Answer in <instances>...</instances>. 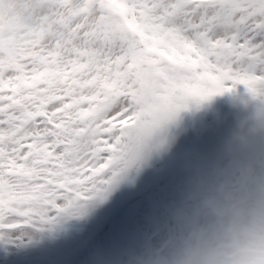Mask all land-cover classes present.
I'll list each match as a JSON object with an SVG mask.
<instances>
[{
    "label": "snow or ice",
    "instance_id": "obj_1",
    "mask_svg": "<svg viewBox=\"0 0 264 264\" xmlns=\"http://www.w3.org/2000/svg\"><path fill=\"white\" fill-rule=\"evenodd\" d=\"M238 85L264 104V0H0V239L103 198Z\"/></svg>",
    "mask_w": 264,
    "mask_h": 264
},
{
    "label": "clouds",
    "instance_id": "obj_2",
    "mask_svg": "<svg viewBox=\"0 0 264 264\" xmlns=\"http://www.w3.org/2000/svg\"><path fill=\"white\" fill-rule=\"evenodd\" d=\"M173 221L151 264H264V115L233 129Z\"/></svg>",
    "mask_w": 264,
    "mask_h": 264
},
{
    "label": "rangeland",
    "instance_id": "obj_3",
    "mask_svg": "<svg viewBox=\"0 0 264 264\" xmlns=\"http://www.w3.org/2000/svg\"><path fill=\"white\" fill-rule=\"evenodd\" d=\"M217 96L220 97L222 102L224 103H220V104L215 103L214 104L215 106L214 105L209 106V109H208L207 104H205V102H202V104H205V105L200 115L196 114L195 116L191 114L190 105L196 104L197 102L190 103L189 107L186 109V114L192 115L193 117L192 122L190 121L184 122V124H186L187 126L189 127L190 125L192 126L191 130L188 131L189 134L187 138L184 141L177 142L176 147L169 148L168 151L166 152L167 156H163V158L152 167V171L148 175L143 177L140 181L135 182V184H132L129 188H127L124 192H122L119 196L115 197L112 200V202L105 208V210L97 217V219L95 220V222L93 223L91 227V230L86 233V236L83 237L84 236L83 235L81 238H78L74 242L72 248H75L77 245H79L83 241L82 239H85L88 235L93 233V231L96 229L98 223L101 220L100 218H102L103 217L102 215L107 210L110 209L109 207H112L115 204V202L119 200L122 201L123 199H126V197H128L129 194L133 192H139L142 189V187H144L147 184V181H149L153 176H155V174H157V172L160 169H163L165 167L164 165L170 162L174 158V156L178 152L181 151V149L185 148L186 145H188L190 141H193V139H195L197 130H202L205 128L204 126L212 125L211 127L210 126L208 127L209 130L207 129L204 134H201L198 141H196L195 148L208 149L211 151H222L223 145L228 139L233 129L241 125H246L258 119L261 115H264V104H261V102L252 104V102H250L248 98L249 94L247 93V90L245 89L243 85H238L233 91L225 92L223 94H218ZM245 100H247L246 105H244ZM240 101H242L241 104H239ZM210 107H214V108H210ZM237 108H241V110H244V112H248L247 117H241V118H238L237 120L235 119L234 122L231 124H225V122H228V121L230 122L232 119H234V114L238 111ZM180 124L181 122H178V119H174L168 124H166L163 128L159 129L155 133V135L159 137L164 136L168 130L177 128V126ZM209 137L220 139L219 144L215 147L210 146V144L208 145L206 140ZM215 157L216 155L205 156L204 161L198 160L197 158L189 159L182 165L181 168H179V171L177 170L176 172L172 173V175L165 177L161 182H159V184L157 183L156 185H152L146 188L139 196L133 198L130 201L128 199L124 200V204L122 205V207L119 208L117 214L115 216L114 215L112 216V219H110L103 226L99 234L94 239H92L93 242L91 243V245L89 247H86L81 252V254L76 257L77 259L76 258L75 259L79 260L80 258L86 256L87 254L93 253L92 249L94 248V245L96 244L95 242L98 238L100 239L101 236L104 234V231L106 230L105 228H107V226L114 220V217H116L120 212H122L123 209L128 208L131 205H134L135 200H138V201L140 200L141 205L148 211L152 210L151 205L154 206V209H157L159 211L160 214H157V217H158L157 219H159L158 226L160 228L158 226H151V228L148 227L147 229H144L143 227H141L142 225L140 224V222H138L135 219H133V221H130L126 225L125 228L129 234L131 231L133 232L135 231L136 235L142 237V239H144L145 241L147 240L149 242L151 247H153L154 251H158L159 248L157 246L160 245L159 241H161V244L164 243V241L167 239L169 231L174 227L173 212H174L175 206L173 204L175 203V201H177V199H179L180 202L182 201L184 194L187 192V190L191 186V183L194 180V178L197 176V174L200 171L207 169L214 162H216L217 160L213 161ZM219 158L220 157H218V159ZM188 168H190L189 173L191 174H185V176L182 178L184 181H186V184H187L186 188L180 191V193L174 192L175 194L173 195V193L168 188H165V187L168 184H173V183L176 184L177 174H179L183 170H187ZM149 204L151 205L149 206ZM86 219L88 218L83 217V216H78V215L76 216V221H79V223L76 224L78 228L77 227L76 228L79 231H82V229L88 223V220ZM80 220H83V221H80ZM139 228H141V230L143 231L141 234L137 232ZM26 230L38 236H42V237L46 233L45 227L41 229L29 228ZM132 237L134 236H130L128 240H124V241L121 239L117 241H113V242L111 241L112 252L117 254L121 258L120 262H115L113 264H128L130 261V258H133L134 263L136 264H144L145 251L147 250L149 246L148 244L145 243L144 252H137L133 250L129 244L133 239ZM2 241L7 243V242H10L11 240L9 238H5V239H2ZM12 241L14 242H11V243H16V248H17V250L15 251L16 255L14 254V252L12 253V250L10 251L9 254L10 255L13 254V256H19L23 251L22 247L25 244H27L26 243L27 241L26 239H21L19 240V242H16L15 240H12ZM154 242H155V245H154ZM1 246H2V242L0 241V247ZM3 249H6V248H2V250ZM122 252L129 257V260H127L128 258L127 257V258H124L125 259L124 261ZM67 253H69V251L63 252L59 257L55 258L49 264L60 263V261L65 257V255H67ZM75 261L69 262V264H74ZM10 262L11 261L6 260V264H11ZM146 264H151V262L146 263Z\"/></svg>",
    "mask_w": 264,
    "mask_h": 264
},
{
    "label": "bare ground",
    "instance_id": "obj_4",
    "mask_svg": "<svg viewBox=\"0 0 264 264\" xmlns=\"http://www.w3.org/2000/svg\"><path fill=\"white\" fill-rule=\"evenodd\" d=\"M248 98L252 104H256L258 102L260 103V101L254 100L250 95ZM192 106L193 105H190V112ZM186 109L180 111L175 117V119H178V122H181L177 128L168 130L166 134L161 137L154 134L153 137L147 141L137 162L131 168L119 175L116 182L111 186L110 190L103 198L93 199L83 204L77 211L65 212L56 218L52 224L48 225L49 228L48 226L45 227L46 233L43 237L28 230H24L17 234L16 237L9 238L11 241L7 243L14 242L12 240L19 242L21 239H26L27 244L22 247L23 251L19 256L9 254L11 250L12 253L14 252L13 249L6 248L1 250L0 264H6V260L11 261V264H49L63 252L71 250L74 242L83 235V237L86 236V233L91 230V227L97 217L105 210L115 197L119 196L132 184H135V182L140 181L143 177L148 175L152 171V167L158 163L163 156H167L166 152L169 148L176 147L177 142L184 141L187 138L189 134L188 131L191 130L192 126L190 125L189 127L184 124V122H192L193 117L190 114H186ZM202 111L198 113V115H200ZM219 141L220 139L213 137H209L206 140L208 145L210 144V146L214 147L219 144ZM195 150L196 149L190 142L186 146V151L184 152ZM189 172L190 168L181 171L176 176V184H168L165 188H168L173 195L175 194L174 192L180 193V191L185 189L187 185L186 181L182 178L185 174H191ZM180 203L179 199H177L173 205L176 208L180 205ZM77 215L88 218L86 219L88 220V223L82 231L77 229L78 227L76 224L79 223V221H76ZM133 219L140 222L142 225L141 227L144 229H147L148 227L151 228L153 223L149 211L141 205L140 200H135L134 205L123 209L122 212L114 217V220L107 226V228H105L106 230L104 231V234L95 242L96 244L92 249L93 253H89L79 260H76L74 264H113L115 262H120L121 258L112 252L111 241L113 242L120 239L123 241L128 240L130 236H134L132 237V241L129 243L131 248L137 252H144V239L136 235L135 231H131L129 234L125 228L130 221H133ZM142 232L143 231L141 230V233ZM0 241H2V239H0ZM160 242L161 241H159V243Z\"/></svg>",
    "mask_w": 264,
    "mask_h": 264
},
{
    "label": "water",
    "instance_id": "obj_5",
    "mask_svg": "<svg viewBox=\"0 0 264 264\" xmlns=\"http://www.w3.org/2000/svg\"><path fill=\"white\" fill-rule=\"evenodd\" d=\"M193 155V154H192ZM183 158H179L177 159L173 164H171L169 167H168V170L165 171V173H163V175H161L160 177H158V179H156L154 182L156 181H159L163 176L169 174V172H171L172 170H174L176 168V166L178 165V163L182 162Z\"/></svg>",
    "mask_w": 264,
    "mask_h": 264
}]
</instances>
